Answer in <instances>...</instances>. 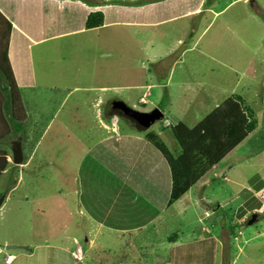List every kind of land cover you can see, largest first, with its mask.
Listing matches in <instances>:
<instances>
[{
	"label": "rangeland",
	"instance_id": "374dc122",
	"mask_svg": "<svg viewBox=\"0 0 264 264\" xmlns=\"http://www.w3.org/2000/svg\"><path fill=\"white\" fill-rule=\"evenodd\" d=\"M213 2L201 0L198 10ZM214 4L212 14H197L172 24L88 32L76 37L83 41L80 47L76 45V52L69 38L39 46L33 51L34 89L14 93L0 72V126L5 131L0 150L9 156L0 160L1 240L21 241L29 248L45 244L52 257L59 243L66 242L64 234L76 232V225L85 221L78 210L67 213L66 209L56 211L57 207L72 208L74 201L81 206L88 201L91 208L99 207L95 216L105 214L119 201L112 204L108 197L119 196L120 192L112 193L117 182L125 188L150 181L157 197H169V167L147 142V133L158 136L176 158L178 146L171 131L178 124L192 129L194 120L200 121L206 110L234 103L232 96L237 95L251 102L257 114L264 110V0H218ZM100 36L106 44L103 47H99ZM43 56L51 60L52 69L46 67ZM1 60V67L6 68ZM48 70L52 74L42 78L41 73ZM102 86L108 89H91ZM16 95L21 101L18 108ZM108 101L116 102L118 110H122L118 102L131 109L124 115L126 121H105ZM199 102L205 106H193ZM169 104H177L180 123ZM191 115L194 122L189 120ZM16 142L23 155L19 166L11 163ZM225 165L232 167L226 170ZM189 197L203 198L198 209L189 208L184 216L172 209L165 212L163 221H157V238L151 233L153 228L150 238L160 245L166 242L161 235L182 237L186 247L181 254L194 255L191 260L185 258L186 264H264V118H259L254 133L223 164L211 168L196 183ZM38 198L39 206L38 201L32 202ZM24 201L27 205L21 204ZM37 207L47 213L39 215ZM253 214L257 221L247 225ZM101 240L113 248L108 258L119 254L115 242L106 235ZM6 251L17 254L18 250ZM47 254L37 252L33 262L52 264ZM123 256L134 259L137 251ZM82 259L78 254L77 260Z\"/></svg>",
	"mask_w": 264,
	"mask_h": 264
},
{
	"label": "crops",
	"instance_id": "0c3cea01",
	"mask_svg": "<svg viewBox=\"0 0 264 264\" xmlns=\"http://www.w3.org/2000/svg\"><path fill=\"white\" fill-rule=\"evenodd\" d=\"M45 2L42 4V6L48 10H55L53 7V4H57L55 6H58L60 10L63 8H70L72 5H79L81 7H84L89 10H105L106 8H111V7H116L117 9L122 8L121 10H131V13L137 11V10H145L147 6H152L156 4H160L163 2H166L167 0H117L116 2H113L112 0H44ZM213 3H216L218 0H213ZM26 1L25 0H18L16 4H24ZM47 2V3H46ZM243 2H246V0H243ZM211 6H203L202 10L201 7L199 10H197L196 13L192 14H187L186 16H183L181 18H176L173 20H167L168 22H163V23H168L172 24L175 23L176 21L191 18L197 14L201 15L204 13H213V8H215V4ZM233 3V2H232ZM29 4V2L27 3ZM37 4V3H35ZM90 4V7L88 6ZM113 5H118V6H113ZM28 6V5H27ZM41 6V5H39ZM42 7V8H43ZM43 8V10H44ZM39 8H34L33 10H36ZM112 13L114 14L113 16L117 17L120 14L119 10H111ZM223 10H220L219 12H214V15H217L221 13ZM109 12V11H108ZM200 12V13H199ZM151 11H148L146 13H137L133 14L135 18H147V21H144V23H151L149 22V19H153V16L150 15ZM122 16V15H121ZM51 20V19H50ZM63 19L60 24L63 25ZM9 23V24H8ZM161 23V24H163ZM50 25H52V21L49 22ZM160 24H134V23H122V22H115L112 24H104L103 26L99 28H94L90 30H80L77 32L69 33V34H63L59 36H52L51 38H47L38 42H33V44L29 47V55H30V63H31V72H32V80H33V85L32 86H25V87H20L18 84H16L15 81V73L11 67V64L9 62L8 55H10V48H11V37H12V28L13 25L4 18V16L0 13V57L4 59L7 57L8 62L4 59L6 62V68H2L0 65V72L2 73L3 77L9 81V86L7 89L13 90L14 93H19V89H34L35 84H36V76H35V68H34V61H33V51H38L35 50V48H38L39 46L42 45H47L55 40H62L65 38H69L73 44L71 46L72 51H78V48H75L77 44H79V47L82 45L83 41L81 39L76 38L78 36H84V34H87L88 32H99L101 30H104L106 28H118V27H125V28H132V27H138V26H143V27H151V26H158ZM106 27V28H105ZM85 37V36H84ZM102 40H99V47H103L105 42L103 41V37L100 36ZM110 42L112 40H109ZM108 54V53H107ZM104 54V55H107ZM44 57V56H43ZM46 57V55H45ZM44 57V64L46 67L53 68L51 60H45ZM0 58V62H2ZM230 71L232 72L233 69ZM11 72V73H10ZM234 72V71H233ZM11 74L12 77L11 78ZM42 78H45V76L52 74V71H43L42 73ZM243 76V74H242ZM14 81V84H13ZM3 87L0 86V89L2 90ZM94 91L98 92H105L108 88L105 86H102L100 88H91ZM4 94V93H3ZM1 96V95H0ZM239 96V95H238ZM186 97V96H185ZM241 97V96H240ZM242 98V97H241ZM244 99V98H243ZM18 95H16V107H21V101H18ZM142 99H140L141 101ZM199 100H201L199 98ZM245 100V99H244ZM247 101V100H246ZM247 105L250 107L252 106L250 103L251 102H246ZM98 104V103H97ZM171 104V102H170ZM169 107L173 109L174 112H176V122L177 124L180 123V120L177 118V115L179 114V110L177 108V104L172 105ZM100 105V104H99ZM223 105H230L229 101L227 103L221 104ZM197 108H203L205 106L204 102H199L196 105ZM222 106H215L212 109L210 108L207 113L202 114V119L198 121L197 119L194 120L193 115L189 117V120L194 122V126L198 125L202 120L207 118L210 114H212L215 110L218 108H221ZM231 106V105H230ZM188 107H192L191 103L188 104ZM187 107V109H188ZM233 107V103L231 108ZM252 108V107H251ZM182 110H186L185 108H179ZM1 106H0V113H1ZM233 113H235L234 110H232ZM255 112V110L253 109ZM18 112L19 109H18ZM255 115L257 117V127L259 125V118H264V110L262 109L259 114L255 112ZM1 116V115H0ZM24 116L21 115V118ZM26 117V115H25ZM117 118L116 116H112L111 118H105L108 121L110 119ZM118 119V118H117ZM119 120V119H118ZM194 120V121H193ZM1 123V122H0ZM175 124V125H177ZM193 126V127H194ZM116 126L114 125V128ZM187 127V126H186ZM256 127V129H257ZM1 128V135L4 134V128L3 126H0ZM188 128V127H187ZM255 129V130H256ZM254 130V131H255ZM117 131V128L114 130V132ZM250 133L241 143H243L245 140H247L253 133ZM115 135L117 136L118 133L116 132ZM105 139H109V137H105ZM240 143V144H241ZM239 144V145H240ZM237 145L233 150H231L224 158L223 160L215 165L213 168L217 167L220 164H223L225 159H227L229 156H231L234 153V150L239 146ZM12 150V149H11ZM22 150V149H21ZM10 153V151H9ZM10 155V154H9ZM5 157L9 158V156H6V153H4V150H0V158ZM6 159V160H7ZM12 163V162H11ZM27 166V165H26ZM25 166V167H26ZM226 170H229L232 166L225 165ZM221 168V167H220ZM221 172L222 168L220 169ZM170 181H171V176H170ZM172 184V182H170ZM107 186V182L104 183L103 187ZM115 187H118L117 189L113 190L112 193H119V196H108L112 200H109L112 204L114 201L119 200L116 202L115 205L116 207H113L112 205L110 206L109 210L105 212V214H100V215H94L95 213H98L99 207L91 208L90 205L88 204L89 202L86 201L83 203V205H80L79 201H74L73 207L72 208H65L64 206L57 207L56 211H60L62 209H66V212H70L69 209H73L72 211H79V214L82 213V215H85V223L82 222L79 225H76L78 230L76 232H67L64 234V236H68L66 238V242H63L64 245L59 243V247L56 248V252L52 257H50L45 249H48V246L45 244L33 248H29L31 246H27L26 244L22 243L21 241H14L10 240L8 238L6 239H0L2 242L3 246L1 249L0 246V255L2 257L0 258L1 264H35L33 262V259L37 255V252H45L47 255H45L46 258L50 259V262L52 264H186L185 261L186 259L189 258L191 260L194 255L191 254H181V251L183 248L186 247V243H184V240L180 236H170V235H161L159 233V237L161 235V240L165 239V244H160L154 241L152 238H150L149 231L150 229L153 228V231L151 232L154 235H158L159 232V226L157 228V224L159 221H163V214L169 210H174L175 213L179 215H185L187 210L189 208L191 209H198L197 203L200 201H203L202 199H197L192 200L189 197V193L192 192L193 188H191L186 194H184L181 198H179L177 201L172 203L171 205L168 204L169 202V197L166 199H162L156 196L155 190L151 189L152 187L150 186V181L147 182H142V183H134L133 187H126L124 188L123 183L117 182L114 184ZM13 191V190H12ZM170 191H171V185H170ZM38 201V206H39V201L40 199L38 198L37 200H32V202ZM94 201V199H93ZM97 202V201H95ZM23 205H27L26 202L24 201ZM195 205V206H190ZM42 205V204H41ZM156 207L159 209L157 210ZM45 209L44 207H42ZM41 208V209H42ZM40 207L36 208V212L39 215H45L47 213V209L45 213L41 211ZM90 210H93L92 214L89 213ZM54 214H58L55 209L53 210ZM101 213V212H99ZM166 217V216H165ZM167 217V218H171ZM198 218V217H197ZM185 220V219H184ZM140 221V223H139ZM158 221V222H157ZM84 223V224H83ZM129 225L133 226L130 229H127ZM161 226V225H160ZM162 231V229H161ZM132 234H134L135 241H132ZM107 236L109 241H113L116 243V248L115 251L118 252L119 254L116 255L115 257L108 258V254L113 250L112 247H108L106 244H104L103 240H101L102 236ZM61 236V235H60ZM190 237V236H189ZM61 241L64 239L62 237ZM156 242V243H155ZM56 243L55 245H57ZM157 244V245H156ZM11 248H8V247ZM26 247V248H23ZM119 246V247H118ZM120 246H124L125 250L121 248ZM162 246V247H160ZM5 251H4V250ZM6 250H18L17 254H14L13 252H7ZM132 251H137V257L134 259H131L129 256H123V253L130 254ZM97 252V254H96ZM163 252L167 254H163ZM78 254L83 257L82 260H77ZM167 255V256H166ZM193 256V257H192ZM11 257L10 261H7V258ZM186 258V259H185Z\"/></svg>",
	"mask_w": 264,
	"mask_h": 264
},
{
	"label": "trees",
	"instance_id": "16d2710c",
	"mask_svg": "<svg viewBox=\"0 0 264 264\" xmlns=\"http://www.w3.org/2000/svg\"><path fill=\"white\" fill-rule=\"evenodd\" d=\"M25 1L24 4L18 5L16 4L18 0H0V13L13 25L8 58L15 73L16 84L20 87L33 85L29 55V47L33 42L80 30L99 28L104 24L115 22L158 24L195 12L201 5V0H167L160 4L147 6L145 10L131 13V10H121L122 8L117 9L116 7L97 11L79 5L60 10L54 3L52 4L55 10H48L42 6L44 0ZM34 8H39V10H33ZM113 9L119 10L122 16H111ZM148 11H151L150 15H154L152 20L149 19L151 23H144L147 18L143 20V18L132 16L134 13L144 14ZM62 19L64 22L60 26ZM50 21L52 25L49 24ZM5 56L4 59L8 62ZM11 78H13L12 74ZM163 100L168 101V97L164 96ZM232 100L234 101L232 108V102L229 101L231 106L224 105L218 108L192 129L183 124L172 128L171 134L178 146L175 153L179 155L176 158L154 133L150 132L145 135L147 142L157 150L169 167L172 182L169 205L193 188L211 168L220 163L231 150L256 129L257 117L253 109L238 95L232 96ZM115 104L114 101L107 102L104 109L106 117L116 116L119 121L120 119L126 121L124 115L127 110L131 109L123 105L124 103L118 102L122 109L118 110ZM132 127L139 130L136 126ZM4 163H6L5 159ZM2 171L0 167V175Z\"/></svg>",
	"mask_w": 264,
	"mask_h": 264
},
{
	"label": "water",
	"instance_id": "95a60500",
	"mask_svg": "<svg viewBox=\"0 0 264 264\" xmlns=\"http://www.w3.org/2000/svg\"><path fill=\"white\" fill-rule=\"evenodd\" d=\"M149 125V123L147 124ZM23 161V155L21 150V144L20 142H16L12 148V164L14 166H19L22 164ZM3 197H0V208L3 203ZM257 221V215L253 214L251 215L249 221L247 222V225H252ZM8 248H11L10 246Z\"/></svg>",
	"mask_w": 264,
	"mask_h": 264
},
{
	"label": "built area",
	"instance_id": "2783aa9c",
	"mask_svg": "<svg viewBox=\"0 0 264 264\" xmlns=\"http://www.w3.org/2000/svg\"><path fill=\"white\" fill-rule=\"evenodd\" d=\"M10 259H11V257H8V258H7V261H10Z\"/></svg>",
	"mask_w": 264,
	"mask_h": 264
}]
</instances>
